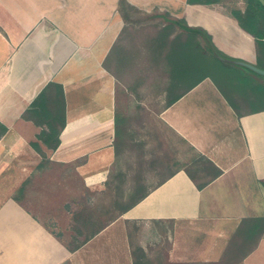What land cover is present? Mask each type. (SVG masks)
Segmentation results:
<instances>
[{
    "label": "crops",
    "instance_id": "1",
    "mask_svg": "<svg viewBox=\"0 0 264 264\" xmlns=\"http://www.w3.org/2000/svg\"><path fill=\"white\" fill-rule=\"evenodd\" d=\"M130 6L184 20L190 28L206 31L234 59L256 61V41L237 26L223 2L207 6L189 5L188 0H126L121 6V0H0V125L7 129L0 138V179L8 174L13 175L8 179L21 181L35 173L47 177V162L72 167L89 192L106 188L119 155L118 81L108 61L135 22ZM237 9L244 12L246 7ZM172 37L159 45L169 49L171 68L178 70L176 82L185 87L171 98L180 97L163 110L161 120L222 175L199 190L186 171H177L74 250L26 210L28 219L21 227L34 231L14 242L22 244L18 253L25 264H142L135 247L144 254L165 237L171 243L166 264H220L243 224L247 228L252 223L260 228L250 241L255 247L239 264H264V106L249 105L260 99L264 79L239 66L228 68L238 77L241 71L248 73L256 89L249 92L231 82L235 100L247 101L249 109L239 105L235 110L217 81L209 75L204 79L197 61L193 72L184 74L188 66L174 56ZM51 83L64 89L67 124L56 151L41 144L47 156L43 159L31 144L44 128L24 115ZM5 259H16V253Z\"/></svg>",
    "mask_w": 264,
    "mask_h": 264
},
{
    "label": "rangeland",
    "instance_id": "2",
    "mask_svg": "<svg viewBox=\"0 0 264 264\" xmlns=\"http://www.w3.org/2000/svg\"><path fill=\"white\" fill-rule=\"evenodd\" d=\"M222 2L229 10L240 7L244 10L246 7L245 0ZM128 9L135 22L125 29L108 61L109 70L118 81L117 114L124 124L118 142L119 155L106 188L101 192H89L73 176L72 167L49 165L47 162V177L36 176L35 173L27 181L10 180L8 178L13 176L10 174L8 178H1L0 264H25L18 253L22 244L14 242L19 241L18 238L24 236L25 232L34 231L21 227L28 219L26 210L34 216L33 220L45 223L47 232L68 249L74 250L84 238L116 220L138 198L161 185L177 171L192 172L199 184L209 180V173L201 171L204 167L197 164V153L161 120V113L171 98L185 87L176 82L178 70L171 68L166 53L169 49L160 48L163 45H159L169 20L159 13L148 15L131 6ZM203 11L212 14L211 10ZM178 34L177 30L173 40ZM211 62L213 65L207 70L208 74L237 107L240 105L244 111H248V106H245L247 101L235 100V91L230 83L236 80L239 86L253 92L256 90L254 80L245 71L240 70L243 73L240 77L229 73L225 68L237 70L230 64L217 63L214 58H211ZM249 105L251 109H256L264 106V102L253 99ZM58 220L64 226L59 227ZM236 237L220 264H239L253 249L251 242L243 244ZM170 244L169 238L165 237L157 244L149 245L146 253H141L137 247L134 253L142 264H166ZM9 253H16V259L6 260L5 256Z\"/></svg>",
    "mask_w": 264,
    "mask_h": 264
},
{
    "label": "trees",
    "instance_id": "3",
    "mask_svg": "<svg viewBox=\"0 0 264 264\" xmlns=\"http://www.w3.org/2000/svg\"><path fill=\"white\" fill-rule=\"evenodd\" d=\"M188 3L189 5L212 6L220 5L222 0H188ZM245 3L246 10L244 12L238 9H230V13L237 26L242 31L253 37L256 41L257 54L255 57L256 61L253 64L264 70V6H262L259 0H245ZM125 5L126 0H121V6ZM164 18H167L169 21L165 24L164 36L159 43L165 44L164 40L165 42L166 40H169L176 34L177 30L181 31V33L176 35L172 41V46L174 56L180 59L183 65L186 64L188 66V69L185 70L184 74H191V72H193L194 69L191 68V65L195 64V61H197L198 71L200 70L204 73V79H206L208 77L207 75H209L207 70L213 65L211 58H214L217 63L225 65L226 63L221 61L219 58H223L227 61H240L234 59L232 54L219 49L214 44L212 37L206 31L202 29L190 28L186 21H175L168 14H164ZM225 69L228 71V68ZM250 73L254 76H258L252 72ZM258 77L264 79L263 77ZM179 99L180 97L170 100L168 107L176 103ZM259 100L264 102V91L261 93ZM232 105L235 110H237L236 105L234 103ZM24 118L34 122L37 126L44 128L41 134L37 137L38 141L32 143L31 146L39 155L43 157V159H46L47 156L43 151L41 144L51 151H56L61 144L60 137L67 124L66 100L63 87L54 83L49 84L31 104L30 108L26 111ZM123 124L124 120L117 115V149L119 146V139L122 136ZM0 131L1 138L2 134L5 133L7 129L0 125ZM198 159L197 164H201L204 167V170L201 171L209 173L208 175L210 180L199 184L197 182L196 175L188 170L184 171H186L191 180L196 183L198 189L203 190L208 186L211 180L220 177L222 175V171L206 157L198 155ZM22 191L23 190L21 189L20 192ZM146 197L147 193L138 198V200L122 214L132 209ZM259 230L260 228L258 223H252L247 228H244L243 224V227H241L238 231L236 238L237 240L240 238L243 244H249L250 241L255 240Z\"/></svg>",
    "mask_w": 264,
    "mask_h": 264
},
{
    "label": "water",
    "instance_id": "4",
    "mask_svg": "<svg viewBox=\"0 0 264 264\" xmlns=\"http://www.w3.org/2000/svg\"><path fill=\"white\" fill-rule=\"evenodd\" d=\"M260 3L262 4V6H264V0H259ZM221 61H223L224 63H227V64H231V65H235V66H239V67H242L260 77H263L264 78V70L257 67L256 65H253V64H250V63H247L243 60H240V61H227L223 58H219Z\"/></svg>",
    "mask_w": 264,
    "mask_h": 264
}]
</instances>
